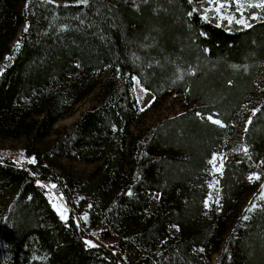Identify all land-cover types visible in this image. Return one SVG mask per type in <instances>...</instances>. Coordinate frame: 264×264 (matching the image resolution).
Listing matches in <instances>:
<instances>
[{"label":"trees","instance_id":"16d2710c","mask_svg":"<svg viewBox=\"0 0 264 264\" xmlns=\"http://www.w3.org/2000/svg\"><path fill=\"white\" fill-rule=\"evenodd\" d=\"M250 9L245 27L197 0H0V140H27L24 162L0 145V264H264V202L241 208L258 193L247 176L264 177V111L238 120L250 93L264 109V10ZM134 80L149 108L173 95L181 111L132 129Z\"/></svg>","mask_w":264,"mask_h":264},{"label":"rangeland","instance_id":"374dc122","mask_svg":"<svg viewBox=\"0 0 264 264\" xmlns=\"http://www.w3.org/2000/svg\"><path fill=\"white\" fill-rule=\"evenodd\" d=\"M197 1L201 8L202 17L205 19H213L218 23L219 22L229 23V20H232L231 23L239 24L236 23V21L242 18L245 19L248 23L250 17L254 15V12L247 7L248 3L246 2V0H197ZM219 5H226V6L218 9ZM237 8H239V11H237ZM133 93L140 112H144V114L140 117L141 118L140 120H138L131 126L132 129H135L138 126L139 127L149 126L153 124L157 119H160L164 116H172L181 111V107L177 99L174 98L173 95L169 96L168 99H166L164 102H161L157 105L155 104L149 108L150 104L152 103V95L148 91H144V89H142L138 85L136 80H134V84H133ZM255 99H256V93L255 92L250 93L248 96V100L240 107L238 114L240 127H243L246 124V122L248 121V116L254 110ZM88 106H89L88 99L83 100L81 103L75 106V108L70 114L57 120L56 123L54 124V127L55 128L69 127L77 119L80 113ZM52 138L53 136L47 137L45 141L49 142ZM0 145L7 148H12L14 154L13 158L23 162L26 161L21 152V150L27 145V140L24 137H21L19 139H2L0 140ZM37 146L38 148L41 147V145H37ZM240 149L242 150L243 147H240ZM217 157L218 158L215 161V168H220V158H219L220 155H217ZM60 161L69 170H71L72 172L76 173L79 176L86 175L95 166V164H87L78 161H67L65 159H61ZM212 168L214 170L213 164H212ZM253 174L254 173L249 174L247 178ZM213 181L215 182L216 180L214 179ZM254 183L257 185L258 193H256L252 197L247 198L244 201V204L242 205L241 208H245L247 210L252 207L253 203L259 206L260 203L264 202V191H262L261 188V186L264 185V177L254 181ZM150 197L152 200H154L156 198V194H150ZM208 199L209 202H214L216 200V196L210 195ZM86 241H91V239L89 240L87 238Z\"/></svg>","mask_w":264,"mask_h":264},{"label":"snow or ice","instance_id":"6c2138e0","mask_svg":"<svg viewBox=\"0 0 264 264\" xmlns=\"http://www.w3.org/2000/svg\"><path fill=\"white\" fill-rule=\"evenodd\" d=\"M77 3H78V4L86 5V4L89 3V0H77ZM225 6H226V5H219V6H218V9L221 8V7H225ZM247 7H248V8H256V9H262V10H264V0H260L259 3H248V4H247ZM237 11H239V8H237ZM259 18H260V17H259V15H257V14H254V15H252V16L250 17V19H259ZM231 22H232V20H229V23H231ZM236 23L243 24L245 27H250V26H251V25L248 24L247 21H246L245 19H243V18L237 20ZM27 30H28V28L26 27V28H25V32H27ZM19 47H20V44H19V42H18L17 45H16V48L18 49ZM181 78H182V77H181ZM137 83L139 84V81H137ZM144 91H146V90H144ZM141 110H143V109H141ZM261 111H264V109H260V108L254 109V110L252 111V117H254L257 113H259V112H261ZM252 117H249V119H248V124H249V125L252 123ZM207 119L210 120V121H212V122L215 123L216 125H221V126H223V125H222V122H221L219 119H214V118H213V115H209V116L207 117ZM247 130H248V129L245 128V131H247ZM242 150H243V152H244L245 154H247V152H248V148H247L246 146L243 147ZM217 158H218L217 155L214 154L213 157H212V160L210 161V163L213 164V167H214V170H215V171H218V172H221V173H222V169H223V158H222V157H219L220 160H221L220 168H215V161L217 160ZM30 162H31V163H35V158L33 157L32 160H31ZM260 178H261V177H260V174H258V173H254L253 175H250V176L248 177V180L251 181V182H254V181H256V180H259ZM216 183H218V182H216ZM210 186H213V185H210ZM52 187H55V185H52ZM261 188H262V191H264V185H262ZM128 194L131 195V192H129ZM215 202H216L217 204H219V197H217V200H216ZM205 205H206V207L208 206V202H207V201L205 202ZM52 206H53V207L56 209V211L59 213L61 219H63V220H67V219H68L67 214H66V210L62 209V207L58 206L57 204H53ZM256 207H257V205L253 203V204H252V207L249 208V209H247L246 211L250 212V211H252L253 209H255ZM84 219H85V220L87 219V215H85ZM242 219L247 220V219H248V216L245 215L244 217H242ZM85 243H86L87 245H89V246H93V247L95 246V245H92V242H91V241H86Z\"/></svg>","mask_w":264,"mask_h":264}]
</instances>
